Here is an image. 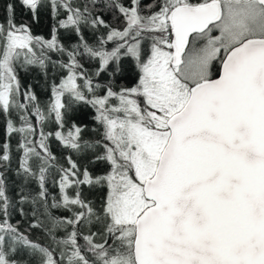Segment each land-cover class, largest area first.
I'll return each instance as SVG.
<instances>
[{
    "label": "snow or ice",
    "instance_id": "6c2138e0",
    "mask_svg": "<svg viewBox=\"0 0 264 264\" xmlns=\"http://www.w3.org/2000/svg\"><path fill=\"white\" fill-rule=\"evenodd\" d=\"M0 6V264H264V0Z\"/></svg>",
    "mask_w": 264,
    "mask_h": 264
},
{
    "label": "trees",
    "instance_id": "16d2710c",
    "mask_svg": "<svg viewBox=\"0 0 264 264\" xmlns=\"http://www.w3.org/2000/svg\"><path fill=\"white\" fill-rule=\"evenodd\" d=\"M2 14H3V8H2V6H0V15H2ZM19 16H20V14L18 11L17 12L18 19H19ZM50 23H51V21L47 17H44L42 19V22L38 26H34L33 31L36 34L47 35ZM21 81H22V84L25 86L32 85L34 90L37 92V94L41 97L42 100L47 98V90H46L47 86L45 84V81L42 77H38L36 75V73H34V72H31V73L21 72ZM5 139H6V137H5V133H4V122H3V119L0 118V143L4 142ZM16 142H17V138L14 137L11 140L13 150H15ZM15 167H16V161H15V157H14L12 168L15 169ZM10 178H15L14 172L11 174Z\"/></svg>",
    "mask_w": 264,
    "mask_h": 264
}]
</instances>
